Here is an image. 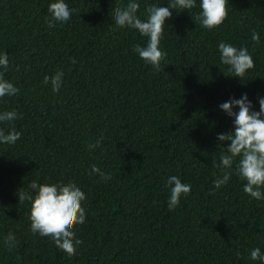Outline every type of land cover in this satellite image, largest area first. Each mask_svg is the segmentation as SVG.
Instances as JSON below:
<instances>
[{
    "label": "trees",
    "instance_id": "1",
    "mask_svg": "<svg viewBox=\"0 0 264 264\" xmlns=\"http://www.w3.org/2000/svg\"><path fill=\"white\" fill-rule=\"evenodd\" d=\"M54 2L0 0V54L10 57L0 72L19 89L0 99V113L22 115L0 123L21 133L0 144V264H261L250 253L264 254V200L247 195L235 174L214 188L223 170L213 162L230 146L217 135L234 130L219 105L247 94L259 111L264 97V0H229L227 20L213 30L195 19L201 0L190 13L170 9L160 71L133 51L147 38L114 23V9L129 0H65L71 20L49 28ZM137 2L145 20L147 6L171 0ZM220 42L247 47L255 67L242 80L221 63ZM57 71L63 85L53 92L43 81ZM92 165L111 179L90 175ZM170 176L191 185L172 211ZM32 181L73 182L85 193L75 256L31 232V202L19 203L18 193L34 196Z\"/></svg>",
    "mask_w": 264,
    "mask_h": 264
},
{
    "label": "clouds",
    "instance_id": "2",
    "mask_svg": "<svg viewBox=\"0 0 264 264\" xmlns=\"http://www.w3.org/2000/svg\"><path fill=\"white\" fill-rule=\"evenodd\" d=\"M229 0H201V11L195 17L201 26L208 30L217 29L228 18ZM167 7L149 5L145 9L146 19L142 20L137 13L140 4L137 0H129L123 8L114 9V23L117 27L134 29L142 37L147 38L146 46L135 45L133 51L156 71L161 70V63L167 58V53L160 47L164 36L166 21L172 19V10L190 13L197 6V0H171ZM75 10L69 8L65 0H56L48 7L50 18L46 17L49 28H54L57 23H67L71 20ZM252 40L259 43L260 36L254 30ZM220 59L223 65L228 66L231 77L242 78L249 70L254 69L255 63L247 47L237 48L230 43L220 42L218 45ZM9 55L0 54V68L5 71L9 68ZM75 64V59L72 60ZM63 71H57L53 76H45L44 84L49 82L53 92H59L63 85ZM19 89L4 78L0 72V99L5 96L17 95ZM259 111L254 110L252 102L247 94L240 99L231 98L219 105L221 111L233 118L234 130L220 133L217 139L220 142H230L227 152L219 157L220 163L215 167L221 168L223 174L218 177L213 186L216 189L227 185L232 175L235 174L242 181H246L243 191L255 200H264V97L258 99ZM234 109H238L234 111ZM22 119V115L16 110L0 113V123H9ZM21 138V133L15 130L14 125L9 131L0 128V144L14 145ZM101 141L90 144L95 149ZM224 148V147H222ZM91 174H99L104 180H110L107 175L96 166H91ZM171 186L168 209L174 210L180 204L181 197H187L191 193V185L182 183L178 176H170L167 181ZM28 188L35 192L33 196L29 191L19 190V203L31 202L30 221L31 232L41 237H49L56 247L68 256H75L77 249L83 244V240L76 237L77 226L83 225L86 220V209L83 206L86 200L85 193L73 182L39 184L30 182ZM214 194V193H211ZM9 248L14 246L15 236L9 233L5 239ZM253 261L259 260L264 264V254L260 248H255L250 253Z\"/></svg>",
    "mask_w": 264,
    "mask_h": 264
}]
</instances>
